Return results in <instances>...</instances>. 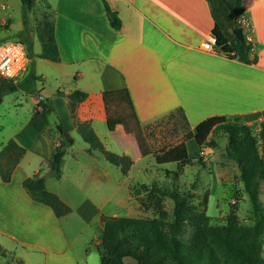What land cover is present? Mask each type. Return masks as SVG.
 Wrapping results in <instances>:
<instances>
[{"label": "crops", "instance_id": "1", "mask_svg": "<svg viewBox=\"0 0 264 264\" xmlns=\"http://www.w3.org/2000/svg\"><path fill=\"white\" fill-rule=\"evenodd\" d=\"M107 1L122 19L120 29L110 25L102 0H44V6L53 10L60 59L37 56L42 46L34 51L20 80L33 69L38 77L36 91L19 89L9 98L12 108L26 109L27 119L13 135L0 139V149L13 138L26 152L8 181L0 174V264H91L89 241L93 243L97 235L93 224L98 220L102 228L100 208L119 187V178L109 166L113 163L104 154H74L77 182L67 187L65 154L61 177L46 179V188L71 207L63 216L34 199L23 181L48 171V160L64 137L58 124L71 133L78 130L76 120H86L97 135L98 122L123 126L120 120L107 119L104 90L128 87L143 127L179 108L192 130L213 115H241L257 131L264 120V0H243L256 63L231 59L216 46L203 47L215 24L208 0ZM5 20L0 34L9 26ZM7 80L0 76V86ZM75 89L88 96L76 105L74 117L67 94ZM41 98L52 101L53 112H43L38 106ZM141 154L147 156L142 149ZM81 174L91 182L84 191ZM131 199L130 193L118 199V208Z\"/></svg>", "mask_w": 264, "mask_h": 264}, {"label": "trees", "instance_id": "2", "mask_svg": "<svg viewBox=\"0 0 264 264\" xmlns=\"http://www.w3.org/2000/svg\"><path fill=\"white\" fill-rule=\"evenodd\" d=\"M22 1L25 8L31 10L36 0ZM208 1L215 20L212 33L217 38V49L231 59L256 63L258 55H252L254 44L252 40H248V30L241 22V17L246 16L243 0ZM102 2L110 25L120 29L122 19L118 11L114 10L107 0ZM240 26L244 27V40L228 31L229 28L234 30ZM37 36L42 46L37 56L59 60L60 50L55 37L53 13H43L37 23ZM18 39L26 43L29 55L33 56V41L25 35H21ZM37 79L32 69L23 80L17 82L7 80L0 86V94L19 89L33 93L37 89ZM87 96L88 92L81 89H75L67 94L74 117L76 105ZM102 97L107 119L120 120L128 132L135 128L143 154L149 155L150 150L143 135V126L138 121L128 87L104 90ZM39 105L42 106L45 114L55 109L52 101L49 102L44 98L40 99ZM178 110L184 114L187 121L184 110L182 108ZM76 125L89 144L90 152L99 149L108 161L122 166L124 173L128 172L133 164L130 156L108 150L89 121L76 120ZM251 127L244 122L241 115L209 116L199 122L193 130L189 129L181 141L155 151L153 156L161 165L188 163L192 160L187 146L189 139L194 138L199 146H202L212 133L220 129L225 130L229 138L227 154L237 163L239 177L253 204V223L240 222L235 213L229 216L226 223H213L208 214L196 209L190 203L191 190L180 192L175 187L154 185L153 188L158 193L173 199L171 214L163 208L157 217L102 214L100 241L96 243L101 264H126L124 261L126 256L136 259L138 264H264L263 246L260 240L264 234V214L260 199L261 183L264 179V157L258 146L259 140L264 141V120L257 135L253 133ZM58 130L64 137L56 145L48 160V171L25 178L23 184L34 199L50 205L58 216H63L71 211V207L66 205L55 192L46 188V179L48 176L61 177L66 148L74 140L65 137L67 132L61 124H58ZM25 152L26 148L13 138L2 146L0 174L3 180L8 181L11 178L13 169ZM173 175L177 176L176 170L173 171ZM195 184L192 187H195ZM188 225L191 227V237L186 239L184 233Z\"/></svg>", "mask_w": 264, "mask_h": 264}, {"label": "rangeland", "instance_id": "3", "mask_svg": "<svg viewBox=\"0 0 264 264\" xmlns=\"http://www.w3.org/2000/svg\"><path fill=\"white\" fill-rule=\"evenodd\" d=\"M44 0H36L31 10L25 8L22 0H0V26L3 18H6L4 25L9 21V26L1 30L0 41L6 39L20 38L21 35L34 40V51L41 48L37 36V23L44 12L53 13V10L44 6ZM244 27L252 34V25L246 16L241 17ZM233 33L231 28L228 29ZM15 93L6 92L0 94V139L3 136L13 135L27 119L25 108L18 110L9 106L10 96ZM12 94V95H11ZM5 96V98H4ZM17 111V112H16ZM55 112L53 116H56ZM232 120V118H231ZM234 120V119H233ZM109 123H97V131L100 139L106 148L118 154L126 153L134 161L127 173H124L122 166L109 165L119 178V187L113 192L111 201L106 203L101 210L102 213L144 217H157L160 210L166 209L170 214L173 209V199L158 193L153 186L175 187L180 192L191 190L192 196L190 203L201 211H204L211 217V222L217 224L226 223L229 216L237 214L240 222L251 224L254 222L253 204L250 201L248 193L244 189L243 182L239 177V168L237 163L229 158L228 152V134L220 129L212 133L206 142L199 146L194 138L187 142L189 154L192 160L188 163H167L158 164L153 153L161 148H166L176 144L183 139L191 127L188 125L184 114L179 111L170 112L162 117L152 120L142 127L143 135L150 154L142 156L137 131L135 128L131 134L124 131L122 124L117 123L116 128L111 127ZM254 134L257 130L251 127ZM55 131V129L53 130ZM73 137V143L67 146V175L65 184L67 187L71 183L77 182L75 173L77 171V161L74 154H103L99 149L89 151V144L84 140L78 130L67 132ZM259 150L264 157V141H258ZM88 148V150H87ZM109 164V163H107ZM176 170L177 176L173 175ZM86 174H81L83 178L82 189H88L91 182L86 180ZM113 177H116L113 175ZM80 182V180L78 181ZM130 188L128 190V185ZM195 184V187L192 185ZM105 192H110L109 186H103ZM99 194L104 193L98 192ZM130 193L131 201L126 207L118 208L117 201L120 198L127 197ZM260 199L262 213L264 214V179L261 183ZM78 220L79 218L76 217ZM171 218V216L169 217ZM75 221V219H74ZM100 222H94L92 230L96 232L93 243L89 246L91 252V264H101L100 254L96 243L100 241L102 228L98 225ZM88 232H92L91 229ZM85 232V240H86ZM191 237V227H186L184 238ZM263 246L264 256V234L260 238ZM126 264H138V261L130 256L124 258Z\"/></svg>", "mask_w": 264, "mask_h": 264}, {"label": "built area", "instance_id": "4", "mask_svg": "<svg viewBox=\"0 0 264 264\" xmlns=\"http://www.w3.org/2000/svg\"><path fill=\"white\" fill-rule=\"evenodd\" d=\"M216 36L212 34L203 47L216 46ZM30 57L27 45L19 39L0 41V76L17 82L28 69Z\"/></svg>", "mask_w": 264, "mask_h": 264}, {"label": "water", "instance_id": "5", "mask_svg": "<svg viewBox=\"0 0 264 264\" xmlns=\"http://www.w3.org/2000/svg\"><path fill=\"white\" fill-rule=\"evenodd\" d=\"M226 1V0H225ZM233 33L241 40L245 39V32H244V27L240 26L237 27L233 30ZM67 139H71V136L69 134H67Z\"/></svg>", "mask_w": 264, "mask_h": 264}]
</instances>
